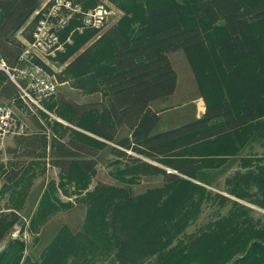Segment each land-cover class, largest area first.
I'll return each mask as SVG.
<instances>
[{
  "label": "trees",
  "instance_id": "trees-1",
  "mask_svg": "<svg viewBox=\"0 0 264 264\" xmlns=\"http://www.w3.org/2000/svg\"><path fill=\"white\" fill-rule=\"evenodd\" d=\"M76 1L83 8L97 4ZM108 1L122 11L121 18L84 49L97 30L72 32V44L58 54L61 63L75 55L62 73L73 77L72 86L82 94L98 99L84 105L63 96L44 101L67 125L39 110L46 124L13 137L6 149L29 161L12 168L0 163V243L20 222L32 171L47 149L60 177L74 180L79 193L87 188L101 143L74 127L114 144L115 163H123L115 177L123 186L100 183L79 196L85 205L80 228L73 233L61 226L38 259L24 256V242L13 239L0 252V264H264V214L255 215L253 208L264 211V0ZM39 3L0 0V60L9 67L17 65L23 47L14 34ZM35 20L24 30L31 31ZM219 21L222 41L208 32ZM77 24L71 22L62 38ZM180 49L197 75L205 111L156 133L160 117L152 104L174 94L177 77L168 55ZM16 96L0 70V101ZM234 163L222 187L209 184V171ZM141 175H160L162 184L132 195L129 187ZM49 198L43 193L28 232L38 233L59 209ZM206 205L215 208L214 217L187 232Z\"/></svg>",
  "mask_w": 264,
  "mask_h": 264
},
{
  "label": "rangeland",
  "instance_id": "rangeland-1",
  "mask_svg": "<svg viewBox=\"0 0 264 264\" xmlns=\"http://www.w3.org/2000/svg\"><path fill=\"white\" fill-rule=\"evenodd\" d=\"M96 1L97 4L95 6H102L108 15H105L103 20V28L101 27L90 41L82 46V49L96 40L111 25L115 24L123 14L121 10L108 0ZM39 2L41 4L43 0H39ZM208 32L210 38H216L219 41L224 40V33L220 21L216 25L211 26ZM74 56L68 58L66 62L63 63L58 60V64L55 65L57 66L55 69L57 94L54 97L45 100V102H52L59 96H63L65 102L70 101L81 105L98 99L99 96L97 94H82L81 90L72 86L73 77L69 75L68 78L66 74L62 73L65 66L72 60V58H74ZM168 56L177 77L176 90L167 100L156 101L152 104V109L159 111L158 114L160 117V121L155 130L156 133L166 132L178 128L194 119L201 118L206 105L205 98L202 97L197 86V75L189 63L190 61L186 56L185 51L181 49L176 50L169 53ZM4 103L8 104L13 110V123L16 129L0 140V147L3 148V153L0 152V163H3L5 166L7 165V168H12L20 165V163L22 164L25 162L26 164L29 160L21 154L11 155L6 152L5 148L8 145L10 138L16 134H20V136L25 133L33 134L37 132V124H40V122L41 124H46V121L38 115L39 110L34 107L29 108L19 97L18 93L13 100H5ZM42 107L43 110L41 111L47 114L48 119L67 125V122L57 117L53 111H48L46 109L44 101ZM17 127H21V131L18 133ZM74 128L88 137L97 139L101 143L100 152L96 157L97 165L94 169V173L89 178L87 188L79 193L74 180L60 177L59 170L51 165L49 150L47 149V154L44 157L39 158L38 167L32 171L34 172V177L31 179V185L28 187L27 196L24 199L21 210L19 211L20 222L14 226L13 230H11V232L7 234L5 239L0 243V252L7 247L8 242L13 239H18L25 244L24 256L30 258L32 261L38 259L42 251L61 226H66L73 233L80 228L85 215V205L77 200L79 196L83 195L86 191L93 190V188L100 183L123 186V183L119 182L116 179L117 177H115V171L121 170L123 163H115L118 157L110 151V148L114 146V144L91 132L84 131L77 127ZM126 132V129L120 130L119 135L125 134ZM46 134L47 136L50 134L48 129H46ZM126 152L131 156L141 158L142 161L151 165L164 168L167 172H175L174 169L165 167L155 160H151L143 155L136 154L129 150ZM235 168L236 164L234 163L231 168L217 169L212 172L209 171V184L218 182L217 184L222 187L225 176L229 175L235 170ZM1 183L2 181H0V184ZM161 184L162 177L160 175H141L134 184L130 185L129 189L132 195H137L144 192L146 189L159 187ZM45 192H48V197H50L48 202H53L56 207H59V209L53 214H50L44 224L38 226V233H30L26 230L29 218L36 211L42 195ZM6 196H8V194H6ZM4 199L0 201V212H4ZM253 208L255 210V215L264 214L263 210L255 207ZM225 210L226 208L221 209L220 213L223 214ZM214 211V207L210 205L204 206L199 218L195 223L190 225L187 232H192L196 227L205 225L214 217ZM105 263L111 264L107 261Z\"/></svg>",
  "mask_w": 264,
  "mask_h": 264
},
{
  "label": "built area",
  "instance_id": "built-area-1",
  "mask_svg": "<svg viewBox=\"0 0 264 264\" xmlns=\"http://www.w3.org/2000/svg\"><path fill=\"white\" fill-rule=\"evenodd\" d=\"M105 15L108 13L102 6L83 8L76 0H43L39 3L30 16L31 20L35 17L36 20L23 44L17 65L9 67L0 60V70L7 75L29 108L43 110V101L57 94L55 65L65 45L72 44V32L82 33L85 29L99 31ZM73 21L78 24L62 38L63 31ZM15 129L12 108L0 101V140ZM19 131L21 127H17V133Z\"/></svg>",
  "mask_w": 264,
  "mask_h": 264
},
{
  "label": "crops",
  "instance_id": "crops-1",
  "mask_svg": "<svg viewBox=\"0 0 264 264\" xmlns=\"http://www.w3.org/2000/svg\"><path fill=\"white\" fill-rule=\"evenodd\" d=\"M31 21V18L29 17L28 21L25 23V25L23 27H21V29H19L15 34H14V38L19 41L22 45L24 44V42L29 38L30 36V32L31 31H27L24 30V28L26 27V25H28V23ZM29 133H25L23 135H28ZM15 136H20V134H16L13 135L12 138H10V140L8 141V145L6 146L5 150L7 149L8 146L12 145L13 143V137ZM0 152L3 153V148L0 147ZM7 152V151H6Z\"/></svg>",
  "mask_w": 264,
  "mask_h": 264
}]
</instances>
